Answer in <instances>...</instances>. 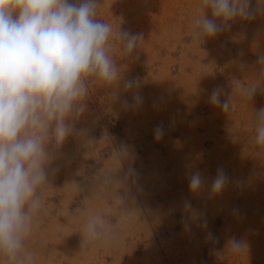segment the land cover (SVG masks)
Returning a JSON list of instances; mask_svg holds the SVG:
<instances>
[{
	"label": "rangeland",
	"instance_id": "obj_1",
	"mask_svg": "<svg viewBox=\"0 0 264 264\" xmlns=\"http://www.w3.org/2000/svg\"><path fill=\"white\" fill-rule=\"evenodd\" d=\"M202 5L99 0L96 18L112 26L107 51L121 80L105 86L90 79L81 110L68 118L72 134L59 145L46 137L48 183L37 189L25 241L31 264H264V148L250 129L264 85L251 102L244 98L264 54V14L237 19L202 43L193 39ZM119 27L143 35L131 57L121 56ZM127 80L138 86L125 89ZM217 87L222 100L232 95L230 112L209 103ZM218 169L227 182L214 193ZM195 171L204 185L193 192ZM97 215L105 218L106 240H90L84 229Z\"/></svg>",
	"mask_w": 264,
	"mask_h": 264
},
{
	"label": "clouds",
	"instance_id": "obj_2",
	"mask_svg": "<svg viewBox=\"0 0 264 264\" xmlns=\"http://www.w3.org/2000/svg\"><path fill=\"white\" fill-rule=\"evenodd\" d=\"M99 0H0V258L4 264H31L33 256L25 241L32 231L33 212L39 207L38 187L48 183L52 155L46 137L57 145L72 134L68 118L87 93L89 80L114 86L121 80L117 60L108 54L110 23L96 18ZM203 15L196 19L193 39L204 42L231 30V22L264 14V0H203ZM210 10L211 18L205 14ZM141 33L121 30V56L131 57ZM256 80L244 90L252 101L264 85V54ZM119 77V78H118ZM138 86L127 80L125 89ZM222 89L214 88L209 103L224 112L232 109V95L222 100ZM135 104L142 102L136 93ZM256 146L264 148V106L254 111L250 124ZM158 127L154 136L162 137ZM227 176L218 169L211 190L221 192ZM104 183L111 185L112 177ZM204 179L199 171L189 177L190 191H199ZM119 197L121 205L125 197ZM185 208H191L185 201ZM84 229L90 240H106L105 218H89ZM231 249L241 248L233 240Z\"/></svg>",
	"mask_w": 264,
	"mask_h": 264
}]
</instances>
